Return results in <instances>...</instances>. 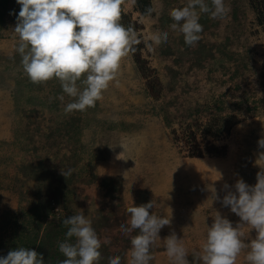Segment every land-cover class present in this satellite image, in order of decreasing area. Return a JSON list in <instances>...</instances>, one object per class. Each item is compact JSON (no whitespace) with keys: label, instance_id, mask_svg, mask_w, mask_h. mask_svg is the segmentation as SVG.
Returning <instances> with one entry per match:
<instances>
[{"label":"rangeland","instance_id":"rangeland-1","mask_svg":"<svg viewBox=\"0 0 264 264\" xmlns=\"http://www.w3.org/2000/svg\"><path fill=\"white\" fill-rule=\"evenodd\" d=\"M188 3L151 0L153 11L142 16L125 0L123 25L132 26L141 43L95 107L67 114L74 98L58 80L33 84L23 73L13 31L20 5L7 0L0 6V257L18 247L45 252L39 242L31 245L36 235L40 242L75 243L67 230L55 235L48 221L82 211L101 241L99 264L115 256L127 264L131 238L139 234L121 230L130 227L127 208L150 201V214L171 223L159 231L149 264H169L164 239L173 232L190 264H197L216 212L233 227L241 223L220 200L235 193L239 179L254 186L264 168L258 146L264 138V34L249 0H224L227 14L212 19L201 13V38L188 46L171 29L169 15ZM158 32H167V41L149 51V37ZM213 189L219 200H212ZM244 226L247 243L256 232ZM247 251L236 264H247Z\"/></svg>","mask_w":264,"mask_h":264},{"label":"clouds","instance_id":"clouds-1","mask_svg":"<svg viewBox=\"0 0 264 264\" xmlns=\"http://www.w3.org/2000/svg\"><path fill=\"white\" fill-rule=\"evenodd\" d=\"M135 2L131 0L132 4ZM16 3L20 10L13 31L18 37L15 51L21 57L23 73L33 84L58 80L63 93L74 98L66 105V114L95 107L109 84L116 80L122 60L134 53V46L141 43L135 29L120 22L125 0H16ZM147 11L150 14L153 10ZM227 11L224 0H211V6L205 0H189L187 6L170 11L174 21L170 27L183 35L186 45L194 46L203 31L200 14L217 19L223 18ZM167 38V32L152 34L148 50L155 51L153 45L159 46ZM258 146L264 148V138L258 140ZM71 171L62 175L69 176ZM234 187L235 193L228 191L220 202L229 207L241 223L233 227L216 212L211 227L205 225L201 251L195 254L197 264H236L242 250H248L247 264H264V168L256 174L254 186L239 179ZM219 199L213 189L212 200ZM152 208V201L127 208L130 227L121 225V230H139V234L131 238L127 264H149L153 259L150 249L160 239L159 231L171 223L170 217L150 214ZM62 223L67 226L66 238L74 237L75 243H69L68 239L59 243V251L65 257L60 264H99L101 241L92 221L81 211ZM244 225L256 232L255 238L247 243L242 239ZM164 240L169 264H190L188 250L174 232ZM104 243L110 241L106 238ZM0 264L45 262L42 254L35 250L18 247L10 250L6 257H0ZM108 264H121V257H109Z\"/></svg>","mask_w":264,"mask_h":264},{"label":"trees","instance_id":"trees-1","mask_svg":"<svg viewBox=\"0 0 264 264\" xmlns=\"http://www.w3.org/2000/svg\"><path fill=\"white\" fill-rule=\"evenodd\" d=\"M150 1L151 0H136L135 4H133L134 11L139 13L142 16H148L150 15L148 13V9L150 8ZM250 7L253 10V13L255 14V22L260 27L261 32L264 34V0H249ZM7 0H0V6H3L5 4L6 6ZM125 15L122 12L121 16V23L124 24ZM226 132L228 133V129H226ZM219 133H215L214 137L215 139L218 137ZM36 210H39L37 208ZM40 216L36 217L38 219ZM64 217H61L58 221H53L50 219L48 221V224L50 227H52L55 235L63 237L64 230H67V226H65L62 221L64 220ZM45 236V235H44ZM37 235L34 236L30 241L31 245H36L38 242V248L41 250L44 246H46V251L43 252L38 251L39 254H42L43 260L45 264H60V261L63 259V255L60 253L58 244H53L52 242L48 241H41L38 240ZM60 237V238H61ZM46 238V237H45ZM59 239V238H58ZM44 240V239H43Z\"/></svg>","mask_w":264,"mask_h":264}]
</instances>
